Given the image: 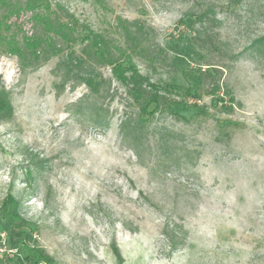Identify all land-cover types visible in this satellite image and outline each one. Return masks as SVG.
<instances>
[{
    "label": "rangeland",
    "instance_id": "1",
    "mask_svg": "<svg viewBox=\"0 0 264 264\" xmlns=\"http://www.w3.org/2000/svg\"><path fill=\"white\" fill-rule=\"evenodd\" d=\"M64 2L95 31L113 33L118 16L156 29L171 65L131 59L170 100L156 108L151 129L181 131L179 145L199 154L150 171L121 141L119 124L133 108L120 81L116 97L103 99L110 123L102 129L67 110L88 87L62 83L57 57L22 69L0 43V88L10 103L0 118V216L12 188L20 198L17 224L0 228V264H14L28 245L47 256L38 264H264V55L244 51L264 35V0L229 8L224 0ZM205 10L228 51L242 55L198 93L193 73L218 59L194 44L209 22L190 13ZM32 16L22 4L3 32L10 25L30 35ZM103 72L112 76L111 67ZM167 233L183 242L174 251Z\"/></svg>",
    "mask_w": 264,
    "mask_h": 264
},
{
    "label": "trees",
    "instance_id": "2",
    "mask_svg": "<svg viewBox=\"0 0 264 264\" xmlns=\"http://www.w3.org/2000/svg\"><path fill=\"white\" fill-rule=\"evenodd\" d=\"M65 0H45L35 6L28 0H0V43L5 44V51L15 55L22 69H35L52 57H57L56 72L62 83L71 89L84 84L88 92L77 101L68 104L67 110L76 116H88L96 127L105 129L109 126V108L104 106L103 99L113 100L118 89L113 88V79L120 81L125 87L126 111L119 124V135L124 145L131 148L138 160L149 167L150 171L161 163H180L185 158L197 152L185 145H179L183 133L167 126L156 125L151 129L156 108L167 106L170 100L158 87L150 83L146 75L139 72L131 63L137 57L154 67L167 68L171 65L169 54L157 40L156 29L140 18H123L118 16L114 32L95 31L85 21H81L66 5ZM226 7L237 5L243 0H224ZM33 12V30L30 35L19 37L10 33L7 25L5 34L3 25L5 19L18 13L22 6ZM19 6V7H18ZM208 8V7H207ZM197 17H204L209 22L207 11L191 12ZM202 33L195 35L194 44L210 56H216V62L208 63L210 69H200L193 73L192 88L201 93L206 85H216L218 72L226 67V60L235 61L241 52L228 51L226 42L221 38L220 31L214 23L209 22ZM264 55V35L255 38L244 49ZM243 51V52H244ZM111 67L112 76H105L103 69ZM8 92L0 88V118L10 110ZM176 102V101H174ZM154 105L152 109L150 107ZM172 110V109H171ZM176 116H179L178 113ZM181 117L185 118L183 115ZM180 118V117H179ZM31 170L27 171L30 177ZM12 188L2 204L0 228H13L19 218L20 198ZM32 237V234H19ZM171 250L183 243L167 233ZM1 238V237H0ZM118 253V250L116 249ZM47 259L45 253L33 245L20 251L13 259L14 264H38Z\"/></svg>",
    "mask_w": 264,
    "mask_h": 264
},
{
    "label": "built area",
    "instance_id": "3",
    "mask_svg": "<svg viewBox=\"0 0 264 264\" xmlns=\"http://www.w3.org/2000/svg\"><path fill=\"white\" fill-rule=\"evenodd\" d=\"M3 236V234H1ZM7 251L6 247L0 244V254H4Z\"/></svg>",
    "mask_w": 264,
    "mask_h": 264
}]
</instances>
